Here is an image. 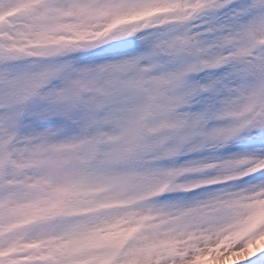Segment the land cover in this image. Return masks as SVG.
<instances>
[{
	"label": "snow or ice",
	"instance_id": "obj_1",
	"mask_svg": "<svg viewBox=\"0 0 264 264\" xmlns=\"http://www.w3.org/2000/svg\"><path fill=\"white\" fill-rule=\"evenodd\" d=\"M264 264V0H0V264Z\"/></svg>",
	"mask_w": 264,
	"mask_h": 264
},
{
	"label": "rangeland",
	"instance_id": "obj_2",
	"mask_svg": "<svg viewBox=\"0 0 264 264\" xmlns=\"http://www.w3.org/2000/svg\"><path fill=\"white\" fill-rule=\"evenodd\" d=\"M205 264H218L216 261L208 260L205 262Z\"/></svg>",
	"mask_w": 264,
	"mask_h": 264
}]
</instances>
